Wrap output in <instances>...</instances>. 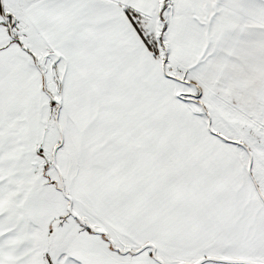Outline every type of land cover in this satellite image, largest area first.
Returning <instances> with one entry per match:
<instances>
[{
    "label": "snow or ice",
    "instance_id": "obj_1",
    "mask_svg": "<svg viewBox=\"0 0 264 264\" xmlns=\"http://www.w3.org/2000/svg\"><path fill=\"white\" fill-rule=\"evenodd\" d=\"M0 264H264V0H0Z\"/></svg>",
    "mask_w": 264,
    "mask_h": 264
}]
</instances>
